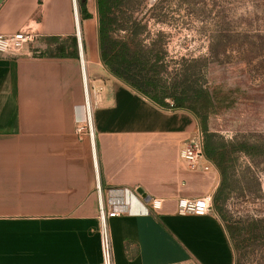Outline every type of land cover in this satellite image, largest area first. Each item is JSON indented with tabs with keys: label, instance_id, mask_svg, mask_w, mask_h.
Returning <instances> with one entry per match:
<instances>
[{
	"label": "crops",
	"instance_id": "1",
	"mask_svg": "<svg viewBox=\"0 0 264 264\" xmlns=\"http://www.w3.org/2000/svg\"><path fill=\"white\" fill-rule=\"evenodd\" d=\"M76 3L77 15L73 0H0V33L37 35L23 55L0 56V264H99L98 182L142 192L128 197L130 214L109 220L113 264H235L217 213L177 212L180 199L213 196L222 181L206 156L209 170L180 157L197 116L105 68L97 3ZM85 79L96 88L95 149L77 131L88 123ZM147 197L163 199L162 209Z\"/></svg>",
	"mask_w": 264,
	"mask_h": 264
},
{
	"label": "rangeland",
	"instance_id": "2",
	"mask_svg": "<svg viewBox=\"0 0 264 264\" xmlns=\"http://www.w3.org/2000/svg\"><path fill=\"white\" fill-rule=\"evenodd\" d=\"M114 12L119 22L137 20L144 30L133 39L113 23L109 57L141 47L161 58V81L154 79L157 88L147 87L152 95L161 96L160 86L183 75L214 95L207 128L216 134L224 173L204 151L223 183L219 201L213 195L212 211L227 229L234 228L235 264H264V0H125ZM99 28L98 12L96 39L103 61ZM95 89L89 85L91 106ZM196 122L204 150L201 119Z\"/></svg>",
	"mask_w": 264,
	"mask_h": 264
},
{
	"label": "trees",
	"instance_id": "3",
	"mask_svg": "<svg viewBox=\"0 0 264 264\" xmlns=\"http://www.w3.org/2000/svg\"><path fill=\"white\" fill-rule=\"evenodd\" d=\"M125 0H97L99 22H100V46L103 61L109 66L111 71L118 77L124 79L131 86L139 90L141 93L150 97L152 100L159 103L166 108H186L191 110L197 117L201 119L202 130L205 134L204 151L208 158H210L219 169L224 173V167L218 159L221 154L220 148L216 146L214 137L215 133L209 132L207 128V117L210 108L214 106V95L208 90L200 87H195L192 84L188 75L175 78L168 86H160L161 96L152 95L147 87L155 86V80L161 81L160 71L164 69L163 63H160V57L154 55L153 50L142 49L141 47L134 50V53L128 54L123 51L109 57V30L113 23L118 25V28H126L131 34L132 38H137L144 30V26L137 20H125L126 22H119L118 16L114 12V8L121 6ZM80 13L83 18L90 17L87 12L86 3L81 2ZM127 26H125L126 24ZM127 44H125L126 46ZM139 45V44H138ZM137 45V46H138ZM157 88V86H155ZM166 99H172V102H167ZM223 183L218 187L214 201L220 199L222 193ZM230 237H234V228H228Z\"/></svg>",
	"mask_w": 264,
	"mask_h": 264
},
{
	"label": "built area",
	"instance_id": "4",
	"mask_svg": "<svg viewBox=\"0 0 264 264\" xmlns=\"http://www.w3.org/2000/svg\"><path fill=\"white\" fill-rule=\"evenodd\" d=\"M73 1L75 13L77 15V3L76 0ZM36 37L37 35L35 34V32L30 29H21L10 34L0 33V56L19 57L23 55L26 48L35 41ZM89 118L86 128L81 126L77 128V131L81 135L87 132L90 137H92L94 129ZM180 157L185 162V164L192 169L201 167L204 170H209L210 168V163L203 162L205 160V155L202 143L188 142L183 144L180 149ZM95 168L98 172L96 163ZM96 192L98 195V218L100 222V237L102 249V261L99 264H113L109 220L117 216L130 214L132 212V209L129 205L128 197L138 195L140 196L142 192L138 190H129L127 188L121 190L109 189L105 191L100 182L97 183ZM213 203L214 201L212 195H204L191 199L183 198L180 199L177 203V212L179 214L204 215L212 210ZM146 204L148 205V208H150V210L159 211L163 207V199L156 197H147Z\"/></svg>",
	"mask_w": 264,
	"mask_h": 264
},
{
	"label": "bare ground",
	"instance_id": "5",
	"mask_svg": "<svg viewBox=\"0 0 264 264\" xmlns=\"http://www.w3.org/2000/svg\"><path fill=\"white\" fill-rule=\"evenodd\" d=\"M77 34H78V37H79V39H81V30H80V28H79V20H78V29H77ZM85 98H86V102H85V104H86V107H87V110L89 111L88 112V118H89V120H92L91 119V111H90V108H89V106H90V102H89V95H88V86H87V80H86V86H85ZM91 141H92V146H93V148L95 149V139H94V133H93V136L91 137ZM97 163V162H96Z\"/></svg>",
	"mask_w": 264,
	"mask_h": 264
},
{
	"label": "water",
	"instance_id": "6",
	"mask_svg": "<svg viewBox=\"0 0 264 264\" xmlns=\"http://www.w3.org/2000/svg\"><path fill=\"white\" fill-rule=\"evenodd\" d=\"M78 14V13H77Z\"/></svg>",
	"mask_w": 264,
	"mask_h": 264
}]
</instances>
